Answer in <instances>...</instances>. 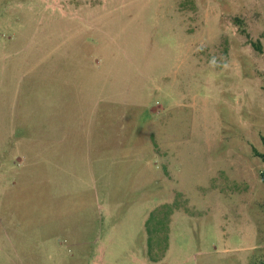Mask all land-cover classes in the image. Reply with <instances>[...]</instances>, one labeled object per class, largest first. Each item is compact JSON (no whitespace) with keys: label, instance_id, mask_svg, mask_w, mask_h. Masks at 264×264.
Instances as JSON below:
<instances>
[{"label":"rangeland","instance_id":"374dc122","mask_svg":"<svg viewBox=\"0 0 264 264\" xmlns=\"http://www.w3.org/2000/svg\"><path fill=\"white\" fill-rule=\"evenodd\" d=\"M261 156L264 0H0V264H264Z\"/></svg>","mask_w":264,"mask_h":264},{"label":"crops","instance_id":"0c3cea01","mask_svg":"<svg viewBox=\"0 0 264 264\" xmlns=\"http://www.w3.org/2000/svg\"><path fill=\"white\" fill-rule=\"evenodd\" d=\"M140 259L139 260H137V262L138 263H140V264H145V263H147L146 261V258L145 257H142V256H138ZM163 264V261H160V262H157L156 264Z\"/></svg>","mask_w":264,"mask_h":264},{"label":"trees","instance_id":"16d2710c","mask_svg":"<svg viewBox=\"0 0 264 264\" xmlns=\"http://www.w3.org/2000/svg\"><path fill=\"white\" fill-rule=\"evenodd\" d=\"M261 157L263 158V161H264V156H261ZM261 176H262V179H263V182H264V172H262ZM150 220H152V216H151ZM148 222H150V221H148Z\"/></svg>","mask_w":264,"mask_h":264}]
</instances>
